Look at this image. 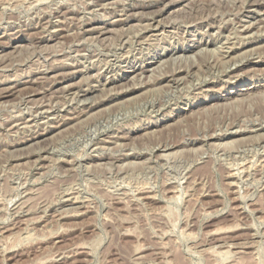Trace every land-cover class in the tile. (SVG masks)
I'll list each match as a JSON object with an SVG mask.
<instances>
[{"label":"rangeland","instance_id":"rangeland-1","mask_svg":"<svg viewBox=\"0 0 264 264\" xmlns=\"http://www.w3.org/2000/svg\"><path fill=\"white\" fill-rule=\"evenodd\" d=\"M175 1L0 0V264H264V0Z\"/></svg>","mask_w":264,"mask_h":264},{"label":"bare ground","instance_id":"bare-ground-1","mask_svg":"<svg viewBox=\"0 0 264 264\" xmlns=\"http://www.w3.org/2000/svg\"><path fill=\"white\" fill-rule=\"evenodd\" d=\"M8 1V0H7ZM21 1V0H20ZM43 1V0H42ZM184 1H186V0H180L179 1V4H182ZM175 2H177V0L175 1ZM178 3V2H177ZM59 5V4H58ZM178 5V4H177ZM184 6V5H183ZM148 7V6H147ZM181 7V6H180ZM82 10V9H81ZM74 11V10H73ZM12 19V18H11ZM45 22V21H44ZM157 26V25H156ZM65 28V27H64ZM250 29V28H249ZM248 29V30H249ZM77 31V30H76ZM246 32H248V31H246ZM46 35V34H45ZM206 44V43H205ZM204 44V45H205ZM196 46V45H195ZM231 46V45H230ZM248 46V45H247ZM247 46H242L240 49L241 50H245V49H247L248 47ZM198 47V46H197ZM208 47V46H207ZM199 48V47H198ZM236 48H232V49H230L228 52H227V58L228 59H230V61L232 60V55H233V53H234V50H235ZM239 49V50H240ZM187 51V50H186ZM203 51V50H202ZM202 51H200L201 53H202ZM205 51V50H204ZM180 52H182V50L180 51H177V50H171L170 52H167V56H177V54L178 53H180ZM206 53V52H205ZM236 54V53H235ZM179 55V54H178ZM181 56V55H180ZM189 56V55H188ZM193 56V55H192ZM204 56V55H203ZM177 58V57H176ZM187 59H188V57H187ZM160 60H158V62H159ZM174 61V60H173ZM162 62V61H161ZM160 62V63H161ZM17 63V62H16ZM159 64V63H158ZM207 64V63H206ZM151 66H153V64H150L149 65V67H151ZM156 67V66H155ZM149 70H150V68H149ZM148 69H146V70H144L143 72H147V71H149ZM158 70V69H157ZM91 76V75H90ZM173 78H174V76H173ZM196 80V79H195ZM175 83H177V81H178V79L175 77V79L173 80ZM239 81V80H238ZM167 82V81H166ZM181 82V81H180ZM197 83V82H196ZM19 85V84H18ZM14 86V85H13ZM155 86V85H154ZM11 88V87H10ZM17 89H18V87L16 86V87H14V88H12V89H9V90H7V91H3V93L1 94L2 96H4L5 98L6 97H9V96H12V95H14L16 92H18L17 91ZM248 90H251V89H248ZM251 92V91H250ZM170 94V93H169ZM245 94V93H244ZM248 94H249V91H248ZM250 94H252V93H250ZM255 94V93H254ZM173 95V94H172ZM231 96H232V94H229L228 96H226L227 98H225V99H229V98H231ZM2 100V99H1ZM236 102H237V100H236ZM229 104V103H228ZM224 113V112H223ZM78 115V114H77ZM73 117H75V116H73ZM72 120H74L73 118H71ZM69 121V120H68ZM59 122V121H58ZM67 123V122H66ZM64 124V123H63ZM65 125V124H64ZM58 127H59V125H58ZM260 130H264V128H262V129H257V130H255V132L254 133H256V132H258V131H260ZM93 132V131H92ZM241 134V133H240ZM246 134V133H245ZM262 134H264V133H262ZM191 135V134H190ZM239 134H235L234 136H238ZM41 137V135H36V137L35 138H33V139H39ZM228 140V139H227ZM256 145V144H255ZM148 148V147H147ZM133 149V148H132ZM168 149V148H167ZM171 149V148H170ZM164 150V149H163ZM165 150H166V148H165ZM209 150V149H208ZM192 151V150H191ZM92 154V153H91ZM221 154V153H220ZM224 154V153H223ZM212 157V156H211ZM124 158V157H123ZM126 158V157H125ZM37 159V158H36ZM135 160H136V158H135ZM138 160V159H137ZM261 163V162H260ZM242 164V163H241ZM95 165V164H94ZM111 166V165H110ZM153 166V165H152ZM242 166V165H241ZM245 166V165H244ZM58 167V166H57ZM244 168V167H243ZM251 168V167H250ZM249 169V168H248ZM241 170H242V168H241ZM240 170V171H241ZM244 171H246V169H244ZM3 172V171H2ZM235 174H237V172L235 173ZM234 173H231L230 174V176L231 177H233V176H236ZM239 175V174H238ZM233 183V182H232ZM126 185V184H125ZM189 187V186H188ZM252 187V186H251ZM141 190V189H140ZM181 191V190H180ZM144 192V191H143ZM171 192V191H170ZM262 192V191H261ZM57 194V193H56ZM178 194V193H177ZM154 196V195H153ZM150 197V196H149ZM243 197V196H242ZM67 198H70V197H67ZM128 198V197H127ZM173 198V197H172ZM71 199V198H70ZM73 199V198H72ZM142 199V198H141ZM70 202V201H69ZM72 202V201H71ZM74 202V201H73ZM78 202V201H77ZM123 202V201H122ZM251 203V202H250ZM107 205V204H106ZM130 206V205H129ZM232 207V206H231ZM45 208V207H44ZM239 208V207H238ZM91 210V209H90ZM82 211V210H81ZM231 214V213H230ZM65 215V214H64ZM27 218V217H26ZM32 221V220H31ZM253 225V224H252ZM240 227V226H239ZM39 228V227H38ZM241 228V227H240ZM245 228V227H244ZM51 229V228H50ZM222 229V228H221ZM233 229V228H232ZM32 233V232H31ZM22 234V233H21ZM35 235V234H34ZM12 237V236H11ZM27 239V238H26ZM9 240V239H8ZM254 244V243H253ZM258 246V245H257ZM212 248V247H211ZM217 248V247H216ZM231 249V248H230ZM141 250V249H140ZM203 251V250H202ZM228 251V250H227ZM225 252V251H224ZM239 253V252H238ZM237 253V254H238ZM249 253V252H248ZM78 254V253H77ZM216 254V253H215ZM222 259V258H221ZM224 260V259H223ZM228 262V261H227Z\"/></svg>","mask_w":264,"mask_h":264}]
</instances>
